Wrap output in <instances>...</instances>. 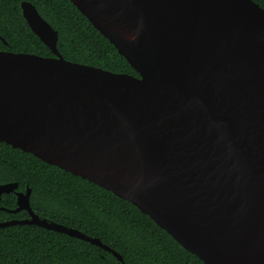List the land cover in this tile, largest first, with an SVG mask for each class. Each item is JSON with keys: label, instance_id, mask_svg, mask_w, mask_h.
Returning <instances> with one entry per match:
<instances>
[{"label": "water", "instance_id": "1", "mask_svg": "<svg viewBox=\"0 0 264 264\" xmlns=\"http://www.w3.org/2000/svg\"><path fill=\"white\" fill-rule=\"evenodd\" d=\"M73 1L138 72L66 59L58 31L29 1L53 55L0 50V141L127 199L205 264H264V7L255 0ZM109 24L135 31L127 39ZM134 179L133 182L131 180ZM18 182L0 184V195ZM17 212L41 217L31 188Z\"/></svg>", "mask_w": 264, "mask_h": 264}, {"label": "trees", "instance_id": "2", "mask_svg": "<svg viewBox=\"0 0 264 264\" xmlns=\"http://www.w3.org/2000/svg\"><path fill=\"white\" fill-rule=\"evenodd\" d=\"M32 2L58 31L57 47L71 61L138 75L115 45L71 0H0V50L53 55L31 29L21 7ZM264 7V0H255ZM31 188L30 202L41 217L94 236L118 251L125 264H205L127 199L0 141V184ZM0 205L16 206L13 193ZM25 210H0V221ZM0 264H121L110 251L87 240L35 224L0 227Z\"/></svg>", "mask_w": 264, "mask_h": 264}, {"label": "bare ground", "instance_id": "3", "mask_svg": "<svg viewBox=\"0 0 264 264\" xmlns=\"http://www.w3.org/2000/svg\"><path fill=\"white\" fill-rule=\"evenodd\" d=\"M75 1L78 2L82 7L86 8V4L84 3V0H75ZM86 9L89 10V8H86ZM109 26L113 30H115L118 34L123 36L124 38L130 39V40L135 38V31L127 28L126 26H118V25H111V24H109ZM133 181L134 179L131 180V182Z\"/></svg>", "mask_w": 264, "mask_h": 264}, {"label": "flooded vegetation", "instance_id": "4", "mask_svg": "<svg viewBox=\"0 0 264 264\" xmlns=\"http://www.w3.org/2000/svg\"><path fill=\"white\" fill-rule=\"evenodd\" d=\"M18 191L25 192L26 189H25V190H21V189H18V187H17L14 191L10 192V193H13V194L16 196V206H15L14 208H7V207H4V206H1V205H0V210L15 209V208L17 207V197H18V196H17V192H18ZM4 194H8V193H2V194L0 195V200L2 199V197H3ZM22 210H25V211L27 212V215H26V216H24V217H22V218L9 217V218H6V219H4V220L14 219V218H16V219L29 218V217H30V213H29V211H28L27 209H22ZM22 210H20V211H22ZM6 211H7V210H6ZM20 211H17V212H11V211H8V212H11V213H18V212H20ZM1 221H2V220H1Z\"/></svg>", "mask_w": 264, "mask_h": 264}]
</instances>
